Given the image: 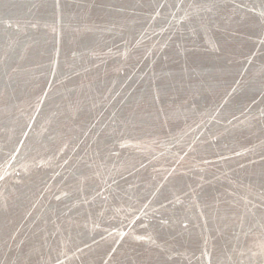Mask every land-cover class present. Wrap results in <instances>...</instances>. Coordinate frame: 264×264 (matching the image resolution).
Masks as SVG:
<instances>
[{
    "label": "rangeland",
    "instance_id": "obj_1",
    "mask_svg": "<svg viewBox=\"0 0 264 264\" xmlns=\"http://www.w3.org/2000/svg\"><path fill=\"white\" fill-rule=\"evenodd\" d=\"M0 264H264V0H0Z\"/></svg>",
    "mask_w": 264,
    "mask_h": 264
},
{
    "label": "bare ground",
    "instance_id": "obj_2",
    "mask_svg": "<svg viewBox=\"0 0 264 264\" xmlns=\"http://www.w3.org/2000/svg\"><path fill=\"white\" fill-rule=\"evenodd\" d=\"M81 24V23H80ZM37 27V26H36ZM57 35V34H56ZM17 42V41H16ZM158 60V59H157ZM155 67V66H154ZM150 86V85H149ZM149 91V90H148ZM37 116V115H36ZM11 169V168H10Z\"/></svg>",
    "mask_w": 264,
    "mask_h": 264
}]
</instances>
